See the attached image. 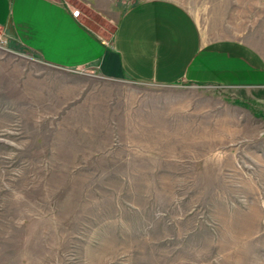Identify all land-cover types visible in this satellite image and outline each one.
<instances>
[{"label": "rangeland", "instance_id": "obj_1", "mask_svg": "<svg viewBox=\"0 0 264 264\" xmlns=\"http://www.w3.org/2000/svg\"><path fill=\"white\" fill-rule=\"evenodd\" d=\"M145 1L69 3L110 40ZM163 1L203 46L264 67V0ZM35 77L56 91L26 102ZM252 82L111 81L0 48V264H264V81Z\"/></svg>", "mask_w": 264, "mask_h": 264}, {"label": "crops", "instance_id": "obj_2", "mask_svg": "<svg viewBox=\"0 0 264 264\" xmlns=\"http://www.w3.org/2000/svg\"><path fill=\"white\" fill-rule=\"evenodd\" d=\"M69 1L0 0L6 53L44 69L96 70L104 80L158 87L264 81V67L256 57L237 53L235 47L203 46L196 24L168 1L135 4L119 19L110 40L96 34L82 18L83 8ZM23 81L29 87L26 102L41 101L44 86L50 94L56 91L55 80Z\"/></svg>", "mask_w": 264, "mask_h": 264}, {"label": "built area", "instance_id": "obj_3", "mask_svg": "<svg viewBox=\"0 0 264 264\" xmlns=\"http://www.w3.org/2000/svg\"><path fill=\"white\" fill-rule=\"evenodd\" d=\"M7 44H8L7 36H6L5 32L3 31V29L0 28V48L3 49L5 52L8 51ZM87 73H90L92 75L99 74L96 70H92V71L87 72ZM209 87L219 88V87H216V86H209Z\"/></svg>", "mask_w": 264, "mask_h": 264}]
</instances>
